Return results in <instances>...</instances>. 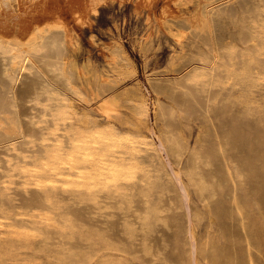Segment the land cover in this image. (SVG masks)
<instances>
[{
  "label": "rangeland",
  "instance_id": "374dc122",
  "mask_svg": "<svg viewBox=\"0 0 264 264\" xmlns=\"http://www.w3.org/2000/svg\"><path fill=\"white\" fill-rule=\"evenodd\" d=\"M256 1L209 0L211 6L214 7V13L219 15L215 19L211 35H198L182 20L169 19L167 23L164 22V18L172 12L187 14L192 11L195 7L192 0H174V2L173 0H152L151 6L139 9H137L136 1L109 0L98 4L94 9L91 7L92 3H90L88 6L89 15L83 22L72 21V18L68 19L72 22L68 37L66 35L67 53L65 63L69 69H74L76 72L75 88L90 94V83L93 82L94 78L98 79L99 82L111 80L115 82V87L109 92L111 96L116 97L130 93L136 96V99H146L153 106L148 121L136 122L125 113L122 103V106L118 108V113L111 119L114 120L115 124L117 123L116 125L121 130L135 128L141 134L155 138L158 142L159 136L160 138L163 136L164 126L162 121L155 115L154 103L161 100L174 108L176 112L175 125L180 127V129L176 127L180 137L178 138V151L172 154L164 151L163 158L164 160L168 158L165 162L169 161L170 166H167L170 169L176 168L177 172L181 174L189 191L184 195L183 191H180L181 187H178L180 185L175 180L169 184V187H174V189L169 190L170 188H166L171 198L174 197L178 203L182 201L180 202L182 208L178 211L182 216L179 221L180 225L178 224L179 227H176V223H171L166 230L162 225H157V228L153 230L152 244L155 246V253L158 251L157 254L151 253L147 249L148 246L142 247L141 238L138 237L137 239L140 240H133L131 247H117L112 251L98 248L96 254L61 257L55 260L53 264H264V108L248 105L243 97H239L238 92H234L230 94L228 100L222 99L220 95H214V98L209 99L210 103L207 109L205 108V102L201 99L199 104H193L194 111L189 113L183 109L180 100L177 103L178 101L165 95H156L152 88L156 84L175 85L195 67L211 68L216 63L221 64L219 61L228 49L243 48L244 45L239 41L242 36H239V33L243 24L247 23L242 24L240 20L232 22L230 19L221 18L220 15L252 12L256 6ZM260 42L264 51V35H261ZM253 43V41L248 43L250 47L248 44L245 45L246 49H251L255 45ZM235 45L237 46L235 47ZM3 68V61L0 58V96L6 94L9 86ZM33 82L34 76L24 72L17 82V88L15 87L16 97L22 113L27 118L26 120L31 115L29 87ZM179 95L182 96L181 92L178 93ZM90 103L89 106L76 101L75 106L80 113H90L89 115L96 118L98 122H104L105 119L99 113L100 103L95 101ZM222 105L224 108H222ZM229 106L232 107L230 110H228ZM92 108L95 110H92ZM219 112L225 115L223 116ZM222 116L229 120L235 119L231 123L229 120L227 122V119ZM245 116L248 117L251 124ZM230 117L233 118L230 119ZM220 120H224L226 123L224 121L221 123ZM52 123L68 126L65 131L58 130L49 134H42L38 142L54 144V151L57 153L64 151L62 157H55L50 161L42 160L51 155L52 151L48 149L40 152L38 160H28L25 164L10 172V175H18L17 180L28 179V183L18 190L21 192L32 190L41 193V205L44 208L58 206L60 201L50 198V193L58 191H66L67 193V190L72 188V184L64 183V178L59 179L57 183L52 181L38 182L36 177H41L46 173L50 175L60 173L68 174L71 180L82 181L83 179L78 175L82 174L85 167H99L105 160L112 162L117 158L116 150H111L106 157H103L102 148L107 145L108 139L107 137L101 138L99 131L95 130L89 135L73 134V130L81 128L73 115L62 113L59 117L53 119ZM239 126H241V129ZM82 127L90 129L83 125ZM231 127L233 130L230 129ZM242 127L245 130H242ZM227 134L230 136L227 137ZM244 134L246 135L244 136ZM68 143L71 146H68ZM96 143H99L100 147L93 148L92 145ZM9 146L8 140H0V166L4 162ZM90 147L92 148L90 149ZM83 150H86V152L82 153ZM219 152L220 156L218 155ZM202 155H204V158L205 155L209 158L204 159ZM92 156L95 158L91 159ZM119 158L128 161L125 152ZM213 159L215 163L212 162ZM224 164H226L225 167ZM33 165H39L34 175L22 173L23 168ZM69 165L73 166L68 170ZM207 170H210L211 173H208ZM117 173L124 174L121 179L122 182L129 180L127 174L130 173V169H123L116 165H109L105 168L100 167L91 171L89 179L108 178ZM190 173L196 174L201 179L199 186L192 184L189 179ZM210 175L211 177L206 179ZM218 176L220 177L217 179ZM223 180L229 182H225L223 189L216 188L218 181ZM228 184H230L229 188L227 187ZM193 188L198 189L194 190ZM217 192L219 193L217 194ZM185 196H188V198ZM236 197L237 201L241 202L235 201ZM17 199L20 201V197H17ZM222 200H226L225 203ZM232 201L234 203H231ZM209 202L211 205H209ZM85 204H89V202L80 201V205ZM93 207L94 210H97L96 206ZM236 207L239 211L236 210ZM23 219V217H14L13 215L0 217V235L2 236L0 248L5 243L16 245L21 240L31 242V238L21 233L25 230L36 227L38 231H33V234H36L39 230L45 231L54 228L53 225L47 224L39 226L35 223L37 220H34V218H29L26 221ZM182 219L184 220L182 221ZM14 223L16 224L13 229L17 232L15 236L8 233L9 229L7 228L8 225ZM61 233L60 230H55L51 238L57 240L61 238ZM117 234L120 235L119 232ZM117 234L116 237L121 240ZM217 248L218 251H216ZM22 249L29 251L25 246ZM219 250L222 252L220 253ZM192 255L195 257L194 259ZM4 257H15V253H5ZM19 260L13 264H39L38 261L33 262L29 254L21 255Z\"/></svg>",
  "mask_w": 264,
  "mask_h": 264
},
{
  "label": "bare ground",
  "instance_id": "6f19581e",
  "mask_svg": "<svg viewBox=\"0 0 264 264\" xmlns=\"http://www.w3.org/2000/svg\"><path fill=\"white\" fill-rule=\"evenodd\" d=\"M107 1L109 0H0V58L3 61L4 76L9 84L6 94L0 96V140H8L10 144L6 157L4 156V162L0 166V217L13 215L14 217H23L25 221L29 218H34V220H37L35 223L39 226L43 224L54 226L52 230H39L36 234H33V231H38L36 227L21 232L26 237L31 238V242L29 243L24 240L17 242L16 245L5 243L0 248V264L16 263L20 261V256L25 254H29L33 262L38 261L39 264H53L55 260L61 257L94 254L98 251V248L112 251L117 247H131L133 240L138 237L141 238L142 247L148 246L147 249L151 253L157 254L158 251L155 253V246L152 244V233L157 228L156 226L162 225L166 230L171 223H176V227L178 224L180 225L179 221L182 215L178 211L182 208L180 207V202L182 201L180 199L178 203L174 197L171 198L166 188H170V182L175 180L180 185L178 187H181L180 191H183L184 195L189 190L185 186L181 174L177 172L176 168L170 169L168 167L170 166L169 161L167 160L168 164L165 162L168 158L165 156L166 159L164 160L163 158L164 151L169 154L178 151V138L180 137L178 136L176 127L179 126L175 125L176 112L174 108L167 102L159 99L158 102L154 103L155 115L162 121L164 126L162 138L159 136V143L155 138L141 134L135 128L121 130L116 125L117 123L115 124L114 120L112 121L111 119L118 113V108L122 106V103L125 113L136 122L148 121L153 106L146 99H136V96L130 93L116 97L111 96L109 92L115 87V82L111 80L99 82L98 79L94 78L93 82L90 83V94L81 92L74 85L76 80L75 70L69 69L65 63L67 53V47L65 46L67 43L66 35L68 37L71 22L85 21L89 15L88 6L90 3H92L91 7L94 9L98 4ZM132 1H136L137 9H139L151 6L152 0ZM192 2L195 6L192 11L187 14L172 12V14L170 13L169 16L164 18V22L167 23L169 19L182 20L198 35H211L215 19L219 15L214 13V7L211 6L209 0H192ZM220 17L230 19L232 22L240 20L242 24L247 23L243 24L242 30L239 33V36H242L239 41L242 42L245 48H227L228 51L221 58L222 62L218 60L221 64L218 65L216 63L211 68L199 65L200 67H195L196 69L194 68L191 72L189 71L190 73L188 75L185 74L186 76L175 85L156 84L152 87L153 91L156 95H165L178 101L177 103L181 101L183 109L189 113L194 111L193 104H199L201 99L205 102V108L207 109L210 103L209 99L214 95H220L222 99L228 100L230 94L234 92H238L239 97H243L248 105L264 108V51L260 42L261 35H264V0H257L252 12L220 15ZM69 18H72V21L68 20ZM252 41L255 45L251 49H246L245 45ZM24 72L34 76V82L29 87L31 115L28 120H26V116L20 109L15 92L17 82ZM179 92H181L182 96H178ZM76 101L89 106L92 101L100 103L99 113L105 121L98 122L96 118L89 115L88 111L89 114L80 113L76 109ZM222 108H224L223 105ZM231 108L229 106L228 110ZM62 113L73 115L79 123L78 126L81 128L73 130V134L89 135L97 130L101 138L107 137V145L102 148L103 157H106L111 150H116L117 158L112 162L105 160L99 167H85L82 174L78 175L83 179L82 181L71 180L68 174L60 173L55 175L46 173L41 177H36L38 178V182L52 181L53 183H57L59 179L64 178V183L68 182L72 184V188L68 189L67 193L66 191L50 193V198L60 201L58 206L44 208L41 205V193L32 190H25L24 192L18 190L21 186L28 183V179L26 178L23 181L17 180L18 175H10V172L19 168L28 160H38L40 152L48 149H51V155L42 160L50 161L55 157H62L64 151H59L58 153L54 151V144H42L38 142L42 134H49L58 130L65 131L67 129L68 125H55L52 123L53 119L59 117ZM219 113L223 115V113ZM233 120L229 121L232 123ZM235 121L237 122V120ZM260 121L263 122L264 119ZM236 122L234 123L236 124ZM248 122L251 124L250 120ZM233 124L232 127L235 125ZM82 125L90 129L83 128ZM239 128L241 129V126ZM243 129L245 130L242 127ZM256 133L258 132L256 131ZM228 136L230 135L227 134ZM226 139L229 141L228 138ZM68 146H71L70 143H68ZM92 147L98 148L100 144H93ZM84 152L86 150L82 151V153ZM124 152L127 155L128 161L119 158ZM208 155L210 156V154ZM205 156V158L203 157L204 159L209 158V156ZM94 158V156L91 157V159ZM216 159L218 160V157ZM109 165H116L123 169L129 168L130 173L127 174L129 180L122 182L121 179L124 175L122 173L113 174L108 178L89 179L91 171L100 167L105 168ZM38 166L33 165L23 168L22 173L34 175ZM72 166H67V169H71ZM210 177L211 175L207 176L206 179ZM189 179L194 186L201 184V179L196 174L190 173ZM218 182L216 188H222L227 181ZM33 183L35 182L33 181ZM197 189L195 188L194 190ZM17 197H20V201H18L19 198L17 199ZM185 197L188 198V196ZM80 201H86L89 204L80 205ZM233 201L231 203H234ZM235 201H237V197ZM210 202L209 205H211ZM93 206H96L97 210H94ZM236 210H238L237 207ZM53 213L56 214L54 215ZM188 213L190 214L189 211ZM192 221L194 222V220ZM15 224L7 226L9 229L8 233L14 236L17 233L13 229ZM55 230L62 232L61 238L57 240L51 238ZM116 234L121 240L116 237ZM1 237L0 235V239H2ZM24 246L29 251H24L22 249ZM216 251H218V248ZM9 252H14L15 257L3 258V255ZM193 254L195 255L196 252Z\"/></svg>",
  "mask_w": 264,
  "mask_h": 264
}]
</instances>
